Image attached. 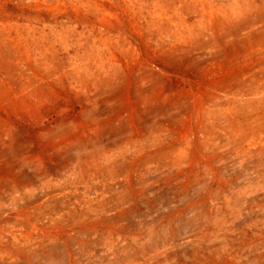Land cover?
Instances as JSON below:
<instances>
[{"label": "rangeland", "instance_id": "374dc122", "mask_svg": "<svg viewBox=\"0 0 264 264\" xmlns=\"http://www.w3.org/2000/svg\"><path fill=\"white\" fill-rule=\"evenodd\" d=\"M0 264H264V0H0Z\"/></svg>", "mask_w": 264, "mask_h": 264}]
</instances>
